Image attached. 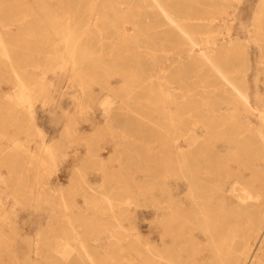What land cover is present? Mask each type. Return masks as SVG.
Instances as JSON below:
<instances>
[{"label": "rangeland", "instance_id": "rangeland-1", "mask_svg": "<svg viewBox=\"0 0 264 264\" xmlns=\"http://www.w3.org/2000/svg\"><path fill=\"white\" fill-rule=\"evenodd\" d=\"M158 2L169 21L151 0L7 1L0 37L21 42L0 61V264H135L134 248L163 247L152 202L181 191L210 63L257 1ZM43 12L89 51L79 72Z\"/></svg>", "mask_w": 264, "mask_h": 264}, {"label": "bare ground", "instance_id": "bare-ground-1", "mask_svg": "<svg viewBox=\"0 0 264 264\" xmlns=\"http://www.w3.org/2000/svg\"><path fill=\"white\" fill-rule=\"evenodd\" d=\"M7 1H0V16ZM256 1L226 57L210 63L214 85L200 99L196 132L186 129L183 165L173 175L182 181L181 191L168 184L160 189L164 197L152 202L153 215L161 216L155 228L163 247L134 248L135 264H264V0ZM151 2L169 21L158 0ZM42 20L78 71L86 57L74 54L89 51L76 49L74 31L60 29L49 13ZM14 43L0 37V61L9 68ZM14 76L15 102L29 104L31 89Z\"/></svg>", "mask_w": 264, "mask_h": 264}]
</instances>
